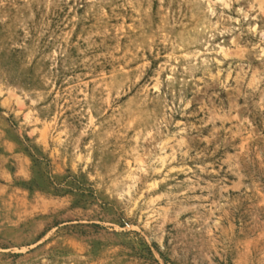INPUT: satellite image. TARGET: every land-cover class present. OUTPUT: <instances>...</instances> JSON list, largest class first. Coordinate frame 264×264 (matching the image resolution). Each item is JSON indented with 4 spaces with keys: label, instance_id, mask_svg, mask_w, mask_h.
<instances>
[{
    "label": "rangeland",
    "instance_id": "rangeland-1",
    "mask_svg": "<svg viewBox=\"0 0 264 264\" xmlns=\"http://www.w3.org/2000/svg\"><path fill=\"white\" fill-rule=\"evenodd\" d=\"M0 264H264V0H0Z\"/></svg>",
    "mask_w": 264,
    "mask_h": 264
}]
</instances>
